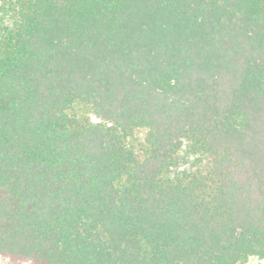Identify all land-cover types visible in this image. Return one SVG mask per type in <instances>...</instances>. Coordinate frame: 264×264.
<instances>
[{
  "label": "trees",
  "instance_id": "1",
  "mask_svg": "<svg viewBox=\"0 0 264 264\" xmlns=\"http://www.w3.org/2000/svg\"><path fill=\"white\" fill-rule=\"evenodd\" d=\"M264 264V0H0V264Z\"/></svg>",
  "mask_w": 264,
  "mask_h": 264
},
{
  "label": "rangeland",
  "instance_id": "2",
  "mask_svg": "<svg viewBox=\"0 0 264 264\" xmlns=\"http://www.w3.org/2000/svg\"><path fill=\"white\" fill-rule=\"evenodd\" d=\"M247 264H263V263H260V262H258L257 260L252 259V260H250L249 263H247Z\"/></svg>",
  "mask_w": 264,
  "mask_h": 264
}]
</instances>
